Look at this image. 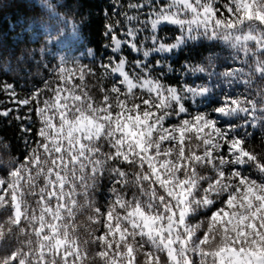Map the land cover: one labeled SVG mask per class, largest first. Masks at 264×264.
I'll list each match as a JSON object with an SVG mask.
<instances>
[{"label": "snow or ice", "instance_id": "snow-or-ice-1", "mask_svg": "<svg viewBox=\"0 0 264 264\" xmlns=\"http://www.w3.org/2000/svg\"><path fill=\"white\" fill-rule=\"evenodd\" d=\"M127 10L103 9L98 68L48 67L41 46L17 62L47 68L42 87L0 82L18 153L0 167V264H264V0Z\"/></svg>", "mask_w": 264, "mask_h": 264}, {"label": "trees", "instance_id": "trees-1", "mask_svg": "<svg viewBox=\"0 0 264 264\" xmlns=\"http://www.w3.org/2000/svg\"><path fill=\"white\" fill-rule=\"evenodd\" d=\"M139 2L140 0H119V3L124 6V10L130 16L134 15V11L127 10V5L129 3L134 4ZM160 2L161 4L171 3V0H160ZM110 3L115 6L116 0H0V82L8 81L16 84H37L42 87L41 80L50 79L47 68L37 66L35 60L31 62V65L27 61H20L18 63L17 60L19 57H22L23 51L33 48L39 51L41 46H44L46 50L52 44V40L55 39H65L69 42V45L72 47L71 56L73 60H81L83 64H92V56H96L95 65L98 68L99 57L103 55L106 58L109 53V50L104 48L105 41L101 37L103 33L102 23L104 22L102 20L103 9ZM143 11L147 12L148 9L144 8ZM82 13L84 20L77 22ZM19 16H21L24 23L34 22L40 27L37 37L31 39L24 36L15 40L11 38L8 20L15 19ZM119 18L124 19L123 16ZM141 18L143 19V17ZM43 28H48V32H43ZM117 30L119 31V28ZM164 34L165 32H161V35ZM141 38H143V34H141ZM148 43L150 45V41ZM6 46L9 53L15 52V56L4 52ZM89 49L92 50L91 54L89 53ZM230 52V49H225L224 55L227 56ZM241 55L243 54L241 53ZM47 56L48 59L42 61V64L47 63L48 67H51L53 64L58 63L59 58L57 56L49 53H47ZM129 58H135L134 54ZM141 58H143L142 55ZM180 59H183V57L181 56L176 61L170 60L169 62L173 63L174 67H179ZM72 66L71 64L67 65L69 68ZM233 66L241 67L242 65L238 62ZM223 70V67L217 69V71ZM102 73L103 69H99L96 76H86L82 84V90L96 98V93L103 86L107 85L110 87L111 85L108 83V79ZM65 79L68 81V83L62 85L65 88L81 84L78 77L70 76L68 73H65ZM240 83L242 84L243 81ZM52 87H56V85L53 84ZM253 87L255 88L256 85H253ZM18 90L21 91L19 88ZM76 94L79 95L80 93L77 92ZM66 95H69V93H61V99H54L53 104L62 106V97ZM3 97L4 95L0 94V101L4 100ZM100 98L102 99V97ZM41 107H44V105L41 104ZM129 115L135 116L137 113H130ZM58 118L57 113L56 120L53 123H56ZM141 119H143L142 115ZM3 135L4 133L0 132V137ZM256 142L259 145V133H257ZM17 155L18 153L6 144L0 143V167L6 166L5 162L11 156Z\"/></svg>", "mask_w": 264, "mask_h": 264}, {"label": "rangeland", "instance_id": "rangeland-1", "mask_svg": "<svg viewBox=\"0 0 264 264\" xmlns=\"http://www.w3.org/2000/svg\"><path fill=\"white\" fill-rule=\"evenodd\" d=\"M8 24L10 36L13 40L24 36L33 39L39 34L40 27L34 22L24 23L21 16L16 17L15 19H9ZM43 32H48V28H43ZM46 52L53 56H57L59 60L61 58L65 60H73V57L71 56L72 47L65 39L52 40V44L46 49ZM17 91L19 92L18 89ZM3 98L6 99L5 96Z\"/></svg>", "mask_w": 264, "mask_h": 264}]
</instances>
